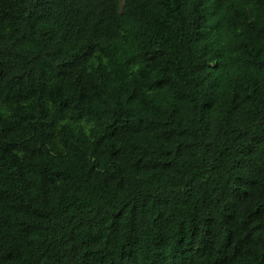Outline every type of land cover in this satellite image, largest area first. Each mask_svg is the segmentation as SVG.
<instances>
[{
	"label": "trees",
	"instance_id": "16d2710c",
	"mask_svg": "<svg viewBox=\"0 0 264 264\" xmlns=\"http://www.w3.org/2000/svg\"><path fill=\"white\" fill-rule=\"evenodd\" d=\"M0 264H264V0H0Z\"/></svg>",
	"mask_w": 264,
	"mask_h": 264
}]
</instances>
